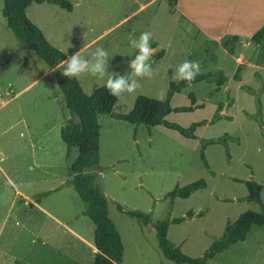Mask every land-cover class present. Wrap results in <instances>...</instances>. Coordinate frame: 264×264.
Segmentation results:
<instances>
[{"label": "rangeland", "instance_id": "1", "mask_svg": "<svg viewBox=\"0 0 264 264\" xmlns=\"http://www.w3.org/2000/svg\"><path fill=\"white\" fill-rule=\"evenodd\" d=\"M67 1L69 12L52 4L31 3L25 15L64 59L66 53L77 51L87 58L97 47L108 52L109 69L103 79L75 78L84 94L104 85L113 73L129 75L128 61L136 55L129 42L142 32L152 34L154 53L162 51L159 58L151 57L154 76L140 79L135 92L117 98L114 113L130 111L139 95L163 100L168 80L177 82L172 76L185 60L198 61L200 74L221 71L227 77L220 91L214 90V83L201 81L171 97V108L189 106L188 93L200 106L164 117L184 129L204 121L194 130L195 139L162 126L97 117L95 183L120 239V264H174L161 256L151 226L187 213L189 218L168 224L166 238L182 254L201 257L220 237L226 221L233 222L245 211H259V205L242 200L243 181L261 186L264 207V118L259 127L249 117L255 114L254 97L232 80L236 59L253 56L248 39L264 24V0L240 4L238 0H176L173 7L165 0ZM225 20L234 22L233 27L226 29ZM232 30L240 38L233 55L218 43L206 42L234 35ZM245 43L249 46H242ZM263 54L264 40L257 56ZM59 67L63 68L61 63ZM253 71L247 66L240 83L255 90ZM229 99L234 100L232 105ZM215 113L221 114L217 120ZM67 119L51 69L14 39L0 15V264H92L93 227L82 216V204L69 184L65 146L59 139ZM223 135L237 141L226 143L227 156L224 146L207 145L203 154L211 173L205 171L198 157L200 140ZM70 153L72 158L75 153ZM198 179L205 187L188 198L171 202L164 198L175 186ZM46 192L35 203L36 196ZM126 211L147 214L149 224L140 225ZM207 264H264V227L251 226L243 241Z\"/></svg>", "mask_w": 264, "mask_h": 264}, {"label": "trees", "instance_id": "2", "mask_svg": "<svg viewBox=\"0 0 264 264\" xmlns=\"http://www.w3.org/2000/svg\"><path fill=\"white\" fill-rule=\"evenodd\" d=\"M173 7L176 0H165ZM31 3H47L57 6L67 12L71 10V5L67 0H1L0 15L4 20L5 27L9 30L16 41L21 43L27 50L32 52L38 60L51 69L56 88L62 95L64 107L68 113V119L59 130V139L65 146V159L68 161V172L71 175L69 184L82 204V216L86 218L93 227L92 246L95 249L92 264H120L122 259V247L119 236L114 225L107 216L106 200L100 193L96 183V173L93 172L98 163V137L99 126L97 124L98 116H109L130 125H143L145 127L162 126L166 129L177 132L186 139H195L194 130L203 125L204 121L192 123L188 128H181L170 124L164 120V117L171 111L189 112L192 109L200 108L194 105L195 99L191 93L187 94L189 106L171 108L169 101L171 97L186 88L189 84L186 82H176L171 80L167 82V90L163 100H155L146 96H136L132 108L127 113H114L112 109L116 103L117 97H113L107 91L105 84L95 88L89 95L82 92L75 78L69 79L61 75L63 68L59 64L64 59L63 53L51 46L44 38L40 30L34 26L26 17L25 9ZM264 36V24L256 30L250 37L249 42L255 47ZM208 44L215 45L214 41H206ZM240 39L235 35H224L219 40V46L227 53L232 54L234 47ZM162 51L153 54V58H159ZM242 66L238 65L232 75L233 81H239V72ZM253 76L258 83V87L253 90L240 86L254 97L256 107L255 114L250 118L257 121L261 127V103L260 94L264 89V77L258 72ZM214 83V90L226 81L225 75L221 71L199 74L190 84L197 82ZM221 116L215 113L214 120ZM264 139V132L261 131ZM228 141H237L228 135H223L217 139L200 140V149L198 153L199 160L205 171L210 172L209 166L203 154L207 145L220 144L224 146L227 156L226 143ZM71 151L74 156L71 158ZM211 173V172H210ZM246 196L242 200L259 205V211H245L237 216L233 222H225L220 237L211 242L201 257L191 258L180 252L166 238V231L169 223L178 224L185 218L191 216L187 213L185 217L164 219L155 221L152 224L157 248L161 256L174 264H207L215 255L221 253L229 246L243 241L251 226L264 227V207L260 202L261 186L252 181L242 182ZM205 187V182L198 179L184 186H175L171 191L164 195L169 199H186L193 192ZM49 192L41 193L36 196L35 203L40 198L45 197ZM116 210L122 212V209L116 205ZM127 216L134 218L140 225L149 224V216L137 211L124 212Z\"/></svg>", "mask_w": 264, "mask_h": 264}, {"label": "clouds", "instance_id": "3", "mask_svg": "<svg viewBox=\"0 0 264 264\" xmlns=\"http://www.w3.org/2000/svg\"><path fill=\"white\" fill-rule=\"evenodd\" d=\"M151 38L152 34L145 31L138 38L130 40V47L136 50V55L128 61L129 75L113 73L106 80L105 87L111 96L119 98L126 93L131 94L140 87V79L154 76L150 63L154 53L150 43ZM65 55L66 58L61 61L63 77L72 79L88 75L92 78L103 79L108 73L110 58L108 52L102 47L95 48L87 58L82 56L80 51ZM200 71L201 65L198 61L185 60L178 65L172 79L190 84L200 74ZM161 95L163 96V93Z\"/></svg>", "mask_w": 264, "mask_h": 264}, {"label": "crops", "instance_id": "4", "mask_svg": "<svg viewBox=\"0 0 264 264\" xmlns=\"http://www.w3.org/2000/svg\"><path fill=\"white\" fill-rule=\"evenodd\" d=\"M238 2H239V4L242 2V0H238ZM27 8V7H26ZM1 9V8H0ZM25 11H26V9H25ZM26 14V13H25ZM27 16V15H26ZM4 21V20H3ZM239 21H240V19H239ZM224 23H226L227 24V26H226V29L227 28H232L233 26V23L234 22H231L230 23V21L229 20H225L224 21ZM230 33L231 34H234L235 36H237L238 38H239V36L238 35H236L237 34V32H235V31H230ZM240 39V38H239ZM263 40H264V36L261 38V40H260V42H259V44L255 47L252 43V45H253V56L252 57H246V56H240L238 59H236V63H237V66L238 65H241V66H243L242 67V70H241V72L239 73V81H234V82H236V83H239V85L240 86H242V84L240 83V81H241V73H242V71L247 67V66H250L251 68H253L254 69V71L253 72H258L262 77H264V54L262 55V56H257L258 55V53H259V51L261 50V43L263 42ZM206 41H214V42H216V43H218L219 44V40L218 41H215V40H211V38L210 39H208V40H206ZM239 45H240V43H238ZM242 46H249V43H245V44H243ZM234 51L235 50H233V53H234ZM233 53L232 54H228V55H233ZM236 66V67H237ZM235 67V68H236ZM253 72H252V74H253ZM253 76V75H252ZM226 77V76H225ZM226 82H227V77H226V81L224 82L225 84H226ZM254 83H255V80H254ZM222 86V85H221ZM220 86V87H221ZM239 86V87H240ZM219 87V88H220ZM219 91H220V89H219ZM229 101H231L230 103L231 104H229V105H232L233 104V102H234V100L233 99H229ZM260 103H261V119L263 120V118H264V89H263V91H262V93L260 94ZM220 116H221V114H220ZM250 117V116H249ZM229 118V117H228ZM93 172L94 173H96L95 172V169L93 170ZM104 197V196H103ZM92 230H93V228H92ZM83 241V240H82ZM89 247H91V249L94 251V253H95V249L93 248V246L92 245H89ZM93 253V254H94ZM92 259H93V255H92Z\"/></svg>", "mask_w": 264, "mask_h": 264}]
</instances>
